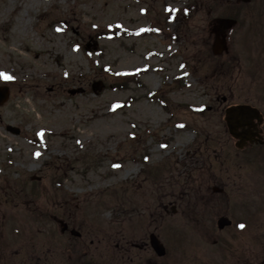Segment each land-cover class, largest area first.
Returning a JSON list of instances; mask_svg holds the SVG:
<instances>
[{"label": "rangeland", "instance_id": "obj_1", "mask_svg": "<svg viewBox=\"0 0 264 264\" xmlns=\"http://www.w3.org/2000/svg\"><path fill=\"white\" fill-rule=\"evenodd\" d=\"M235 2L0 0V73L12 77H0L9 91L0 105L6 208H18L10 200L32 198L34 189L33 196H48L112 188L116 180L145 186L146 169L180 168L200 160L201 149L231 145L222 110L252 95L248 39L264 29V17L248 25L240 16L228 32L229 54L216 55L213 21L232 17ZM118 30L139 34L119 37ZM163 50V61L153 57ZM157 64L168 69L164 79L152 69ZM177 76L176 86L166 84ZM98 81L103 88L94 92ZM153 91L163 102L147 96ZM41 200L28 199L29 217ZM25 214L8 218L27 221ZM27 222L26 232H36Z\"/></svg>", "mask_w": 264, "mask_h": 264}, {"label": "flooded vegetation", "instance_id": "obj_2", "mask_svg": "<svg viewBox=\"0 0 264 264\" xmlns=\"http://www.w3.org/2000/svg\"><path fill=\"white\" fill-rule=\"evenodd\" d=\"M232 15L234 28L240 16L250 25V18L264 17V0H236ZM213 28L215 38L227 34L217 23ZM256 35L246 54L252 95L222 110L231 145L221 153L201 149L200 160L180 168L146 169L145 186L116 180L112 188L48 196H33V188L32 198L10 200L19 206L14 210L0 200V264H264V29ZM152 69L166 77V67ZM166 84L176 86L175 77ZM242 104L260 116L230 131L225 112ZM37 197L42 202L29 217L24 206ZM16 210L36 232H26V220H9Z\"/></svg>", "mask_w": 264, "mask_h": 264}, {"label": "water", "instance_id": "obj_3", "mask_svg": "<svg viewBox=\"0 0 264 264\" xmlns=\"http://www.w3.org/2000/svg\"><path fill=\"white\" fill-rule=\"evenodd\" d=\"M235 22L233 20L227 19V20H220L219 21V25L221 27H224V29L229 28L232 24H234ZM219 46H218V50L216 51V53H218L219 50H225V45H224V41L223 40H219L218 42ZM86 49H88V47H86ZM93 91L96 92L98 90H101L103 88L102 83L98 81V83H94L92 85ZM76 92H82V90H76V91H72V94H75ZM9 95V91L6 87H1L0 86V105L4 103V101L7 100ZM254 112H256V110L247 105H242V106H233L231 108H229L226 111V122L227 125L230 128V131H232L233 128H235V126H233L232 124H235L237 122H242L243 120L246 121L248 119H251L254 116ZM7 131H9L10 133L13 134H19V129L16 127H11V126H7L6 127Z\"/></svg>", "mask_w": 264, "mask_h": 264}, {"label": "snow or ice", "instance_id": "obj_4", "mask_svg": "<svg viewBox=\"0 0 264 264\" xmlns=\"http://www.w3.org/2000/svg\"><path fill=\"white\" fill-rule=\"evenodd\" d=\"M0 77H2V78L5 79V80H10V79H12V77H11V76H8L6 73H0ZM37 155H39V153H37ZM116 166L118 167V165H116ZM239 227L243 228L244 225L241 224V225H239Z\"/></svg>", "mask_w": 264, "mask_h": 264}, {"label": "trees", "instance_id": "obj_5", "mask_svg": "<svg viewBox=\"0 0 264 264\" xmlns=\"http://www.w3.org/2000/svg\"><path fill=\"white\" fill-rule=\"evenodd\" d=\"M119 86H120V84H119Z\"/></svg>", "mask_w": 264, "mask_h": 264}]
</instances>
